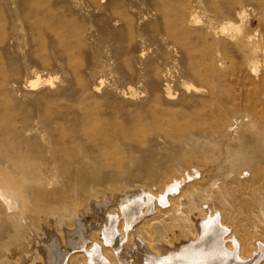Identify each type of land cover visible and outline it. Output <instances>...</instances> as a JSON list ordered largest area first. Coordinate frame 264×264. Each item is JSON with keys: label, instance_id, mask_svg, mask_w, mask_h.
<instances>
[{"label": "rangeland", "instance_id": "1", "mask_svg": "<svg viewBox=\"0 0 264 264\" xmlns=\"http://www.w3.org/2000/svg\"><path fill=\"white\" fill-rule=\"evenodd\" d=\"M191 5L193 0H0L1 202L14 192L9 177L18 169L30 172L44 142L94 131L112 138L124 161V175L110 177L109 166L96 170L102 181L112 179L110 186L100 182L103 192L116 189L105 207L118 217L120 233L139 236L141 247L158 258L166 253L170 264L179 246L185 256L200 255L203 245L233 243L243 258L264 253V7L252 4L234 16L242 25L235 42L221 45L225 71L220 77L211 70L213 81L206 84L193 75L196 47L204 40L220 45L202 30L208 5ZM177 8L186 17L196 10L199 21L187 37L173 25ZM77 143L65 145L77 152ZM54 171L48 190L56 200L66 178ZM185 173L191 176L156 199L167 178ZM183 190L194 194L196 205L186 219L175 206ZM127 194L134 212L123 200ZM52 207L55 212L59 204ZM208 217L226 226L222 242L216 233H200ZM9 218L0 208V226L11 227ZM38 225L31 253L0 250V264L46 263L40 249L46 230L59 237L64 225ZM258 259L264 264V254Z\"/></svg>", "mask_w": 264, "mask_h": 264}, {"label": "bare ground", "instance_id": "2", "mask_svg": "<svg viewBox=\"0 0 264 264\" xmlns=\"http://www.w3.org/2000/svg\"><path fill=\"white\" fill-rule=\"evenodd\" d=\"M203 1L206 6L208 5L210 14L206 17L207 20L202 30L204 34L210 33L215 39L217 38L219 42L217 44L220 47H213L206 40L196 47L199 54L198 63L193 68V75L202 82L210 84L213 81L211 70H217V75L220 77L225 71L223 69L226 54L223 52L221 45L226 44L230 40L235 42L237 39L235 35H238L241 30L242 21H236L234 16L237 19L242 17L247 6L252 4L264 7V0H193L194 6L191 5L192 7H189L190 10L199 7V4ZM195 12L190 13L188 17H186L181 8H177L174 12L173 25L185 37L191 31L189 26L199 21L196 19L197 16L194 15ZM183 39L177 40V44L180 48L182 47L188 51L186 41ZM253 62V69H251L254 71L257 68L255 67L254 56L252 58ZM37 80L30 81L29 85L35 86ZM261 80L262 82L264 81V76H262ZM220 85L224 88L223 82ZM85 133L86 136H81L80 134L72 136L61 135L59 139H54V142L51 140H48L47 143L44 142L43 149L39 152L41 159L31 166L32 170L29 172L18 169L12 177H9L8 186L14 192L6 201H0V208H3L10 217L11 227L5 224L0 226L1 252L7 254L8 250L15 249L27 256L31 253L33 245L31 246L30 243L33 240L34 233L39 228L40 224L38 225V223L42 222L48 225H64L59 237L52 230H46L49 233V237L47 236L48 238L42 241L41 248L37 246V249L40 248L44 253L45 264H134L133 262H139V259L143 261L140 262L142 264H170L168 257L165 255L166 253H162V256L158 258L157 254H150L149 250L141 247L139 241L141 242L142 239L139 236H134V239L129 237L127 232L126 234L120 233L117 223L118 217L107 212L105 207L106 198L111 193H114L116 189L112 188V192L108 195L107 190L103 192L100 188V182L105 183V186H110L112 185V179L106 178L102 181L99 179L96 170L100 165L109 166L113 168L112 172H110V177L124 175L120 170L124 161L117 156L119 148L112 138L101 137L99 133L94 131H86ZM125 133L124 130H121V135L127 137L128 134ZM74 141H78L77 145L79 148L77 152L65 145V142ZM87 159L91 161L88 162ZM3 160L1 159L0 163H3ZM5 163L8 164V162ZM179 166L182 168L181 165ZM6 168L9 170L10 165L6 166ZM54 170H60L66 178L65 190L56 192V200L55 196H53L55 194L54 189L48 190L55 183L56 175ZM189 176L191 174L185 173L183 178H167V181H165L166 190L159 194L156 199L159 197L164 198L165 192L173 190L177 183H181L183 179ZM21 189L25 190L24 194H21ZM69 191L71 192L70 194L67 193ZM193 196L192 192L187 195L184 190L180 191L176 196L178 198L177 205H175L176 211L181 210L184 213L182 219H186L189 212L196 208ZM126 197L127 200L123 199L126 202L125 204L130 208L131 212H134L136 208L134 202H130V194H127ZM55 201L59 204V209L51 212L50 210L54 208L52 206ZM19 216H22V218ZM211 218H205L200 222L199 228L202 229L200 233L207 235L206 232L210 231L208 234L211 232L216 233L215 236L221 239L225 234L226 230L224 227L226 226H223L220 220L215 219L213 221ZM70 222L72 223L69 224ZM67 225L72 226V228H67ZM204 230L206 232H203ZM179 248L181 246L174 253L173 264H190L192 261L191 264H257L259 256L264 254L263 252V254L260 253L259 250V253H254L255 256L243 258L239 244L237 246L236 243L229 245V247L223 245L220 248L217 245H203L204 251L197 256L179 254ZM21 254L18 257H21ZM40 254L42 255V253ZM44 256H42V259ZM7 263H9L8 259Z\"/></svg>", "mask_w": 264, "mask_h": 264}]
</instances>
